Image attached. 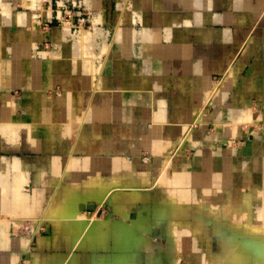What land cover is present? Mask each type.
Segmentation results:
<instances>
[{"label":"crops","instance_id":"1","mask_svg":"<svg viewBox=\"0 0 264 264\" xmlns=\"http://www.w3.org/2000/svg\"><path fill=\"white\" fill-rule=\"evenodd\" d=\"M143 246L264 264V0H0V264Z\"/></svg>","mask_w":264,"mask_h":264},{"label":"water","instance_id":"2","mask_svg":"<svg viewBox=\"0 0 264 264\" xmlns=\"http://www.w3.org/2000/svg\"><path fill=\"white\" fill-rule=\"evenodd\" d=\"M109 207H110V204H105L104 205V211H106V214L104 215V217H106V218H108L109 216H110V214H111V212H108L109 210ZM81 210L82 211H87V212H95L96 211V205H84L82 208H81ZM103 210H101L100 211V215H102L103 214V212H104ZM87 221V220H86ZM142 232H143V230H142ZM144 232H145V234H147V236L149 237V238H151L152 239V242H153V244H154V238L151 236V234L148 232V230H144ZM142 248V250H144L145 251V262L143 261V264H148V261H149V259H150V257H151V251H149V250H147V248L146 247H141Z\"/></svg>","mask_w":264,"mask_h":264},{"label":"rangeland","instance_id":"3","mask_svg":"<svg viewBox=\"0 0 264 264\" xmlns=\"http://www.w3.org/2000/svg\"><path fill=\"white\" fill-rule=\"evenodd\" d=\"M109 210V209H108ZM147 250H149V251H151V249H147ZM157 254V257H156V259H159L158 261V263L159 264H168V262H169V259H170V255L168 254V256H166V251H164L163 253H156ZM144 262H145V260H144Z\"/></svg>","mask_w":264,"mask_h":264},{"label":"bare ground","instance_id":"4","mask_svg":"<svg viewBox=\"0 0 264 264\" xmlns=\"http://www.w3.org/2000/svg\"><path fill=\"white\" fill-rule=\"evenodd\" d=\"M107 220V219H106ZM144 237V236H143ZM152 250V249H151ZM153 252V251H152ZM154 254H155V252H154ZM154 261V260H153ZM155 264H157V263H155Z\"/></svg>","mask_w":264,"mask_h":264}]
</instances>
